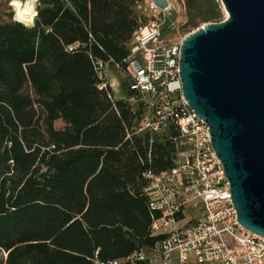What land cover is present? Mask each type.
<instances>
[{"label":"trees","instance_id":"obj_1","mask_svg":"<svg viewBox=\"0 0 264 264\" xmlns=\"http://www.w3.org/2000/svg\"><path fill=\"white\" fill-rule=\"evenodd\" d=\"M144 1L39 0L33 25L0 22V264H96L163 238L144 174L175 167L179 132L133 134L140 111L100 72L125 71ZM183 1L191 27L222 20L220 0Z\"/></svg>","mask_w":264,"mask_h":264},{"label":"built area","instance_id":"obj_2","mask_svg":"<svg viewBox=\"0 0 264 264\" xmlns=\"http://www.w3.org/2000/svg\"><path fill=\"white\" fill-rule=\"evenodd\" d=\"M149 7L164 11L151 1ZM185 36L172 38L160 18L150 19L135 31L125 59L124 98L140 111L133 134L153 140L170 126L179 132L175 167L144 174L149 207L160 214L151 235L163 238L150 249L96 264H264V238L239 224L210 127L184 98L179 58Z\"/></svg>","mask_w":264,"mask_h":264},{"label":"water","instance_id":"obj_3","mask_svg":"<svg viewBox=\"0 0 264 264\" xmlns=\"http://www.w3.org/2000/svg\"><path fill=\"white\" fill-rule=\"evenodd\" d=\"M220 2L224 20L184 37L179 74L189 107L210 127L239 224L264 238V0Z\"/></svg>","mask_w":264,"mask_h":264},{"label":"rangeland","instance_id":"obj_4","mask_svg":"<svg viewBox=\"0 0 264 264\" xmlns=\"http://www.w3.org/2000/svg\"><path fill=\"white\" fill-rule=\"evenodd\" d=\"M25 0H0V22H9L16 20V7L15 4L23 5ZM170 4L169 8L164 9V11L160 12H153L150 10V0H145L143 3L140 4L138 10L140 11L142 22L145 24L148 20L154 19L156 17L160 18L164 27L165 33L169 34L172 38L182 37L187 35L188 33L194 31L196 28L191 27L187 24L188 17L186 14L185 9V2L183 0H167ZM39 5V0H35V7ZM226 18V13L222 7V20ZM221 20V21H222ZM19 21V20H18ZM35 19L29 25L34 24ZM204 23H201V26ZM109 71L112 74L111 76L117 77L120 82V89L124 92L123 96L125 97L126 93V75L125 71L122 68L117 66L115 63H109ZM105 64L100 66L101 75L103 76L105 82H107L108 74L105 72ZM110 76V77H111ZM110 77L108 78L110 80ZM111 87V86H110ZM111 90L113 92L114 98L119 95L114 92L112 87ZM122 95V94H121ZM121 100H124L125 98ZM64 122L62 120H58L55 123V127L60 129L64 127ZM192 215L198 214L197 212L193 211ZM200 214V213H199Z\"/></svg>","mask_w":264,"mask_h":264},{"label":"bare ground","instance_id":"obj_5","mask_svg":"<svg viewBox=\"0 0 264 264\" xmlns=\"http://www.w3.org/2000/svg\"><path fill=\"white\" fill-rule=\"evenodd\" d=\"M15 7H16V20H19L29 25L36 18L35 0H25L23 5L15 4ZM225 13L227 17L228 12L225 11ZM110 81L113 91H116L118 95L119 94L121 95L122 91L120 89V82L117 79V77L111 76Z\"/></svg>","mask_w":264,"mask_h":264},{"label":"crops","instance_id":"obj_6","mask_svg":"<svg viewBox=\"0 0 264 264\" xmlns=\"http://www.w3.org/2000/svg\"><path fill=\"white\" fill-rule=\"evenodd\" d=\"M109 65H110L109 63L105 64V66H106V67H105V68H106V69H105V72L108 74V75H107L108 78L112 75V74L110 73V71H109L110 68H108ZM108 78H107V82H105L104 85L108 84V85L111 86V81H110ZM111 87H112V86H111ZM114 92H115V91H114ZM123 94H124V92L122 91V95H119L118 97L116 96L115 99H116V100H120V99H122V98L124 97Z\"/></svg>","mask_w":264,"mask_h":264}]
</instances>
